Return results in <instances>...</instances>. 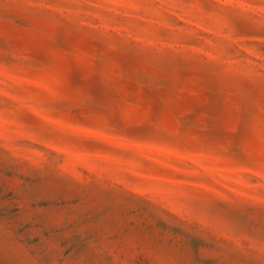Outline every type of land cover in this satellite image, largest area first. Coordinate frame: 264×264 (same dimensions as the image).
I'll return each instance as SVG.
<instances>
[{"label":"clouds","instance_id":"1","mask_svg":"<svg viewBox=\"0 0 264 264\" xmlns=\"http://www.w3.org/2000/svg\"><path fill=\"white\" fill-rule=\"evenodd\" d=\"M0 8L53 30L63 46L25 72L33 107L50 121L211 156L237 172L225 190L199 170L170 173L158 158L45 121L22 142L16 105L5 99L0 188L27 195L15 202L17 218L0 217V264H264V0H0ZM15 63L0 39L4 90L22 95L8 79ZM69 145L132 167L101 174L70 160L61 151ZM136 172L184 181L186 209L131 191L147 187Z\"/></svg>","mask_w":264,"mask_h":264},{"label":"rangeland","instance_id":"2","mask_svg":"<svg viewBox=\"0 0 264 264\" xmlns=\"http://www.w3.org/2000/svg\"><path fill=\"white\" fill-rule=\"evenodd\" d=\"M102 0H89L90 4L101 3ZM99 11L93 9V12ZM0 39H2L16 57V63L12 65L17 70L16 75L9 74L8 79L15 88H19L22 95H12L6 92L4 80V68L0 67V106L5 99H10L16 105L13 113L12 123L17 130V136L23 142L24 138L35 136L39 125L37 121H45L52 124L60 132L70 133L74 137H80L84 140H92L99 143H110L114 147L132 151L141 156H147L149 159L155 157V163L160 169L166 170L177 175H195L196 170L204 172L214 177L217 187H224L227 190L228 185L234 183L236 170L220 166V161L211 156H205L197 153L183 152L179 149L165 146L163 144L151 143L139 139H127L125 137L108 135L107 130H96L79 125L66 123L63 120L50 121L48 117L42 115V111L34 104H38L36 96L25 91L26 88L35 85V81L26 79L25 72L28 67L41 63L46 59H51L60 54L62 45L57 40L54 31L38 30L31 21L27 20L21 14L13 11H4L0 8ZM58 133L50 132L49 135ZM30 142V139H29ZM39 147V146H37ZM61 151L73 161L83 163L101 174L118 173L131 169V162H125L111 154L90 153L82 151L75 145H69ZM147 182L144 185L129 186L130 190L139 194L147 195L161 203L177 206V210H185L186 205L182 201L188 198V194L183 190L185 182L175 180L168 175H144L143 173H134ZM243 183V181H240ZM26 192H10L5 188H0V217L9 221L17 218L19 214L16 210V201L26 196ZM44 202H41L43 206ZM22 222V221H21ZM35 227L40 225L34 224Z\"/></svg>","mask_w":264,"mask_h":264}]
</instances>
